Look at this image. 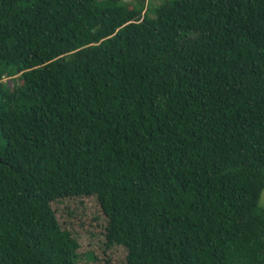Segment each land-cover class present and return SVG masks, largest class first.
<instances>
[{
  "label": "trees",
  "instance_id": "trees-1",
  "mask_svg": "<svg viewBox=\"0 0 264 264\" xmlns=\"http://www.w3.org/2000/svg\"><path fill=\"white\" fill-rule=\"evenodd\" d=\"M157 1L0 0V264L91 195L122 264H264V0Z\"/></svg>",
  "mask_w": 264,
  "mask_h": 264
},
{
  "label": "rangeland",
  "instance_id": "rangeland-1",
  "mask_svg": "<svg viewBox=\"0 0 264 264\" xmlns=\"http://www.w3.org/2000/svg\"><path fill=\"white\" fill-rule=\"evenodd\" d=\"M2 81L12 88L18 84L19 79L16 75H6ZM259 205H264V189L259 199ZM51 206L61 227L68 228L78 241L77 251L81 257L77 264H122L123 249L110 248L106 245L107 218L102 212L96 196L58 199L52 201Z\"/></svg>",
  "mask_w": 264,
  "mask_h": 264
}]
</instances>
